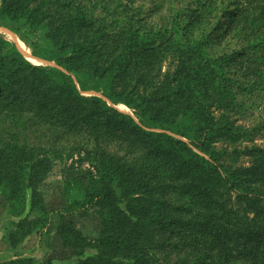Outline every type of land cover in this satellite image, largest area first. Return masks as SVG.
<instances>
[{
  "label": "trees",
  "instance_id": "16d2710c",
  "mask_svg": "<svg viewBox=\"0 0 264 264\" xmlns=\"http://www.w3.org/2000/svg\"><path fill=\"white\" fill-rule=\"evenodd\" d=\"M195 2L154 25L124 0H0V20L41 32L66 71L0 35V191L45 212L41 187L59 173L62 260L163 264L176 250L193 264H264V0ZM221 33L240 47L212 56ZM73 73L135 117L82 95ZM41 220L12 222L22 237Z\"/></svg>",
  "mask_w": 264,
  "mask_h": 264
},
{
  "label": "rangeland",
  "instance_id": "374dc122",
  "mask_svg": "<svg viewBox=\"0 0 264 264\" xmlns=\"http://www.w3.org/2000/svg\"><path fill=\"white\" fill-rule=\"evenodd\" d=\"M196 0H124L129 4L133 10L140 11L146 17L149 24H157L161 22L164 17H167L172 11L173 7H183L184 5L196 4ZM18 28V30H17ZM23 27L12 24L8 21L0 20V35L7 40L10 44H14L20 52L34 65H39L51 71L66 72L65 69L57 64L55 60L44 56L43 54L50 55L51 48L49 43L44 39L41 32H31L22 34ZM30 41L38 46L35 52L27 43ZM217 42V41H216ZM212 56H217L224 52H230L240 47V43L232 36L219 35L218 44L212 42ZM77 89L86 96H99L103 98L109 105H113L119 110L134 115L133 111L122 103L112 102L104 93V82L93 80L83 74L73 73L71 75ZM243 101L248 102L244 105V110L248 113L258 111L256 106L250 103L248 97H243ZM124 105V106H123ZM258 114V112H256ZM247 124H251V119H246ZM176 135L175 132H170ZM186 139L181 135H176ZM57 171H54L46 184L42 186V193L44 196L45 212L31 210L28 207L20 212L21 208L13 209L6 203L3 194L0 191V262L14 260L13 258H28L31 264H74V260H62L59 255V243L54 236V213L61 208L65 202L63 192V183ZM39 216L44 225L43 229L34 227L32 224L31 229L27 227L29 233L20 237L21 229L13 224L21 218L28 217V221L34 222L35 218ZM13 221V222H12ZM89 221H86L88 224ZM31 224V223H30ZM11 233H16L17 238L11 239ZM165 253L160 254L163 264H193L195 261L189 258L186 254L178 253L174 250L171 254L168 253L167 258H163ZM17 259V258H16Z\"/></svg>",
  "mask_w": 264,
  "mask_h": 264
},
{
  "label": "crops",
  "instance_id": "0c3cea01",
  "mask_svg": "<svg viewBox=\"0 0 264 264\" xmlns=\"http://www.w3.org/2000/svg\"><path fill=\"white\" fill-rule=\"evenodd\" d=\"M16 258H19V257H15V258H13V259H16Z\"/></svg>",
  "mask_w": 264,
  "mask_h": 264
}]
</instances>
